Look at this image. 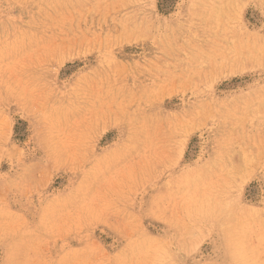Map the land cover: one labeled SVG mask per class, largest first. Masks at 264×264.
<instances>
[{
    "label": "rangeland",
    "instance_id": "374dc122",
    "mask_svg": "<svg viewBox=\"0 0 264 264\" xmlns=\"http://www.w3.org/2000/svg\"><path fill=\"white\" fill-rule=\"evenodd\" d=\"M0 264H264V0H0Z\"/></svg>",
    "mask_w": 264,
    "mask_h": 264
}]
</instances>
